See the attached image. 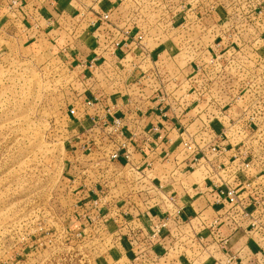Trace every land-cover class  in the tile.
<instances>
[{
	"label": "crops",
	"instance_id": "1",
	"mask_svg": "<svg viewBox=\"0 0 264 264\" xmlns=\"http://www.w3.org/2000/svg\"><path fill=\"white\" fill-rule=\"evenodd\" d=\"M212 1L213 6L202 4L196 13L202 17H197L195 26L201 47L193 50L184 31L176 34L183 28V17L167 27V11L160 10L156 16L145 0L139 1L138 13L129 8L136 9L129 1L124 6V0H0L1 8L16 19L9 23L13 28H20L21 35L38 51L57 50L78 73L71 103L77 116L70 118L67 110L57 132L65 153L66 180L73 190L74 215L90 224L81 231L100 232L106 239L121 235L115 238L117 248L108 252L104 264H212L205 256L208 250H214L218 257L240 254L243 258L253 253L244 264H260L263 258L262 238L250 233V217L237 226L227 215L230 206L225 201L218 203L219 192L226 187L214 167L203 161L194 164L195 157L183 146L185 140H192L202 152L197 159L210 156L207 147L215 141L218 124L226 133L220 142L224 150L244 141L237 127L231 132L241 106L224 112L222 105L196 100L195 91L187 84L194 68L203 63L201 54H213V44L229 40L241 44L230 32L233 27L245 29L246 25L237 26L235 21L244 11L243 1ZM230 4L238 6L226 9ZM108 12L112 14L110 22L101 23V16ZM222 13L231 17L229 23L220 24ZM115 41L122 47L115 48ZM93 60L103 70L100 76L94 73L96 78L86 65ZM115 119L124 122L127 139L123 141L125 148L116 146L121 150V160L110 162L98 151V144L103 126ZM89 141L96 144L97 152L86 153ZM102 144L109 146L107 137H102ZM253 151L249 155L259 159L258 174L255 176L254 169L247 180L234 182L239 196L236 210L241 217L252 215L264 226V209L253 204L257 190L264 188L263 175H259L264 151ZM229 156L231 152L219 161H228ZM100 190L105 199L97 218L93 200ZM217 220V228L212 229ZM148 221L167 223L152 250L142 234L132 233L133 225L143 229ZM220 238L228 240L225 249L219 246Z\"/></svg>",
	"mask_w": 264,
	"mask_h": 264
},
{
	"label": "rangeland",
	"instance_id": "2",
	"mask_svg": "<svg viewBox=\"0 0 264 264\" xmlns=\"http://www.w3.org/2000/svg\"><path fill=\"white\" fill-rule=\"evenodd\" d=\"M203 5L213 6V1L203 0ZM221 16L220 24L231 20ZM15 20L0 3V264H104L117 248L116 237L82 233L90 224L74 215L57 132L75 97L76 74L57 50L38 51L9 24ZM189 33L200 35L198 29ZM190 44L193 50L201 47ZM262 49L234 44L231 50L250 53L259 64Z\"/></svg>",
	"mask_w": 264,
	"mask_h": 264
},
{
	"label": "built area",
	"instance_id": "3",
	"mask_svg": "<svg viewBox=\"0 0 264 264\" xmlns=\"http://www.w3.org/2000/svg\"><path fill=\"white\" fill-rule=\"evenodd\" d=\"M128 1L136 7V9L132 7L129 8L136 10L135 13L140 12L138 3H140L139 1L143 3V0H124V6L125 4L127 5ZM145 1V4H150V10L156 16H159L160 10H165V12L167 11L168 16H170L169 21H167L168 23H164L167 27H169V24L175 19L183 17L185 23L181 26L183 27L181 30L185 32L186 35H184L190 43L198 45L199 41L194 37H190L189 31H194L195 26L197 25L196 20L199 16H197L196 13H198L200 5L202 6L203 0ZM249 2H251L250 6L247 5ZM15 4L16 2L13 3L12 7H14ZM242 6L243 7L241 8H244V11L243 13L238 14L240 17L238 18L236 25H246L245 29L239 31L233 27L232 31L230 32V36L239 38L241 40V44L243 45H250L251 50L254 46H260L263 48V52L264 0H243ZM210 8L213 9L212 7ZM213 10H210L207 13H210ZM202 11L204 10L202 9ZM111 15L112 14L109 12L103 14L100 18L101 23L108 24L110 22ZM201 18L199 17L200 20ZM160 23H163V21ZM221 34H223V32ZM254 34H260V37L254 38ZM200 38H202V35ZM251 38H253V43H249ZM141 41L142 37L139 38V42ZM234 44L235 43L230 40L224 44L215 43L212 46L213 54H201L203 63L194 68L195 71L193 70V74L192 76L190 75L187 84L190 86L191 90L195 91L196 100L201 102L204 101L208 104H211V106L222 105L224 107V112L228 108L241 106L238 111L239 114L237 113L235 120H233L232 116L230 115V118L235 123L232 125L231 132L234 130V127H237V134L238 136L243 135L244 141L239 143L236 147L232 146V149L229 151L224 150L220 146V142H222V138L226 135V133H222V129L225 131L224 126H220V124H218V127L215 129L214 133L216 137L215 141L207 147L208 151L210 152V156L205 158H202V156L200 159H197V156L199 154L202 155V152L192 140H185L183 142V146L187 153H190L191 156L195 157L193 161L194 164L199 165L200 161H203L204 163H208L214 167V170L217 172V175L221 180L220 182L226 187L225 190L219 192L220 196L218 203L225 201L230 206V210L227 215L232 218L237 226H239V223H241V221H243L245 218L250 217L252 220L250 223V233L262 238V247L264 248V226L252 215L246 214L241 217L239 213H237L236 209L239 207V196L237 188L234 186V182L236 181L242 182L243 180H247L253 174L252 172H254V169L256 170L255 176L258 174V166H256V162L259 159L255 155L250 156L249 152H251L252 149H255V151L260 149L264 151V55L261 59H259L260 62L258 64V60H253V56L251 57L250 53L237 54L236 52H233L231 49L234 47ZM113 46L117 49L122 47L118 41H115ZM250 57L253 61L248 59ZM86 65H88V69L91 70V74L94 77L95 74L98 76L102 74L103 70L100 69V64H97V61L93 60ZM207 69H210V71ZM75 74L76 82L79 76L78 73ZM72 90L75 89L72 88ZM88 106L92 107V103L89 102ZM67 115L70 118L77 116V110L74 105L70 106ZM219 129L221 133H219ZM102 137H107L109 140V146L105 147L102 144ZM99 138L100 140L98 146L100 149H98V151L102 155H105L110 162H118L121 160V150L117 149L116 146L117 144H119L121 148H125L126 146V142H123L127 139V134L124 130V122L120 119H115L110 124L104 125L102 134ZM242 148H244V150H242ZM85 149L86 153L88 154H91L95 151L97 152L96 144L93 141L87 142ZM108 149H110V151H108ZM255 151H253V154L258 153V151ZM227 152H231V156H229L230 159L225 162L219 161V159L222 158L221 156L225 155ZM125 159L127 162L130 161L129 156H126ZM260 165L262 167V173L259 175H263L264 179V162H262ZM256 197L257 200L253 202V204L257 207L261 205V208L264 209V188L262 190H257ZM104 199V191H98L96 198L93 200V210L97 218L101 217L100 215L102 206L104 205ZM125 216L127 217L128 213H125ZM114 221L115 225H117L116 218ZM132 222L133 221H130V224ZM218 224L219 221L217 220L213 223L211 228L216 229ZM132 228V233L134 231L133 234H142L144 243H146L152 250L157 244H159L161 233L167 229V223L161 221L157 224H150L148 221L143 229L139 228V230L134 227V225ZM118 236H116V238H118ZM227 244V239L220 238L219 246H224L225 249ZM243 251L244 250H242V252ZM252 254L253 253H247L243 256V258L240 256V254L235 256L223 255L224 257H218L214 250H208L205 256H207V259H212V264H234L238 261L240 264H244V259H249ZM261 254L263 258L260 261V264H264L263 249L261 250Z\"/></svg>",
	"mask_w": 264,
	"mask_h": 264
}]
</instances>
